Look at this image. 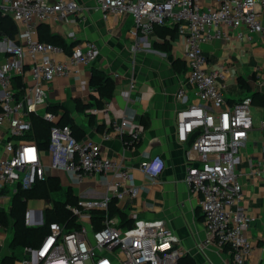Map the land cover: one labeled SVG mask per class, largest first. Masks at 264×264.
<instances>
[{
	"label": "built area",
	"instance_id": "1",
	"mask_svg": "<svg viewBox=\"0 0 264 264\" xmlns=\"http://www.w3.org/2000/svg\"><path fill=\"white\" fill-rule=\"evenodd\" d=\"M102 17H132L131 52L138 40L153 32V27L175 28L182 43L186 71L179 81L175 100L181 105L174 116L179 143H187L196 133L185 155L190 161L184 181L191 193L199 196V207L207 234L204 243L224 249L230 264H243L252 247L246 232L251 217L240 206L242 184L236 166L239 148L253 127L250 97L233 103L226 100L227 69L222 64L209 67L202 50L211 41L229 42L225 29L236 30L235 39L242 41L256 35L264 38V0H95ZM84 10L72 1L0 0V14L19 23L22 30L17 40H3L0 60V196L3 192L28 189L46 179L44 150L34 142L16 139L31 131L30 115L46 103L47 86L56 77L73 73L81 89L87 81L79 77V67L88 66L98 56L93 42L74 44L69 53L60 46L34 38L37 27L49 19L66 20ZM59 55H64L58 59ZM28 75L30 84L20 88L17 100L13 78ZM192 87L195 104L184 105L185 85ZM40 115V114H39ZM49 122V140L45 149L49 168L62 170L75 181L95 174L112 172L110 195L101 199L79 200L66 208L74 216L77 229L65 231L49 223L47 233L34 247H24L20 264H113L114 253L120 264H177L180 252L177 237L160 219H134L130 227H119L117 217H109L108 203L133 199L138 194L129 169L121 162L103 156L100 145L92 140H76L69 126H60L58 118L43 112ZM134 117L123 116L109 124L110 132L121 137L126 147L137 143L140 128L132 127ZM264 128V121L260 124ZM108 134L103 138L107 139ZM195 155V156H193ZM138 169L156 178L164 169L159 155L142 159ZM13 186V187H12ZM6 192V193H7ZM105 212L101 228L90 230V212ZM23 222L28 227L43 225L41 210L26 209ZM5 264V263H0Z\"/></svg>",
	"mask_w": 264,
	"mask_h": 264
},
{
	"label": "crops",
	"instance_id": "2",
	"mask_svg": "<svg viewBox=\"0 0 264 264\" xmlns=\"http://www.w3.org/2000/svg\"><path fill=\"white\" fill-rule=\"evenodd\" d=\"M46 1L54 3L57 0ZM67 1L76 3L84 10V19L79 13L68 16L66 20L49 19L42 23L44 28L37 29L34 38L69 45L93 42L99 53L88 66L79 67V77L87 81L85 89H81L73 73L56 77L47 86L46 103L37 108L38 115L34 116L48 127L49 122L40 115L49 107L65 110L83 132L81 139L97 142L103 156L121 161L129 169L138 187V194L133 199L114 200L116 207L132 222L134 219L164 221L166 228L178 239L180 264H230V257L224 249L204 243L207 234L198 204L199 196L189 192L184 181L190 162L185 155L188 142L177 141L174 121L175 113L181 106L175 100V93L179 81L185 76L179 37L174 35L172 40H168V48L161 50L154 44L161 45L163 39L152 32L138 40L137 50L131 52L129 47L133 38L130 35V15L103 18L95 0ZM14 24L16 34L13 39L2 37L0 53L3 50L1 41L17 40V34L22 30L19 23ZM225 31L230 35L229 42L214 40L205 43L202 50L208 58L209 67L217 68L222 64L227 69L226 100L233 103L242 97L252 100L255 94L264 96V38L254 35L249 40L239 41L234 37L236 30ZM63 56L59 55L58 59ZM92 68L103 70L109 75L114 81V88L105 92L94 91L89 86ZM240 78L248 88L238 85ZM22 82L24 85L30 84L28 75ZM184 88V105L197 103L192 87L186 84ZM91 97H100L101 106L81 109L91 101ZM129 115L134 117L132 127L140 128V133L137 143L126 147L120 136L110 132L109 124L119 123L123 116ZM251 115L253 127L239 148L236 166L238 180L242 184L240 206L251 217L246 235L252 250L243 264H264V128L260 127L264 121V103L257 96L251 102ZM143 117L148 119L146 128L142 124ZM104 134L109 135L107 139L103 138ZM43 150L46 178L55 177L58 180L61 188L57 195L59 200L65 198L67 189L77 201L101 199L110 195L112 172L95 174L78 182L62 170L50 169V157ZM154 155L163 159L164 169L156 178H151L139 171L138 163ZM6 192L2 195H8L9 192ZM7 195L0 196V208L5 213L9 209L11 197ZM48 206L49 203L44 200H28L26 209L43 212ZM88 224L91 231L95 230L91 220ZM10 239V223L6 227L0 224V263L7 258L5 264H20L23 248L12 254ZM110 259L113 264H120L118 254L114 253Z\"/></svg>",
	"mask_w": 264,
	"mask_h": 264
},
{
	"label": "trees",
	"instance_id": "3",
	"mask_svg": "<svg viewBox=\"0 0 264 264\" xmlns=\"http://www.w3.org/2000/svg\"><path fill=\"white\" fill-rule=\"evenodd\" d=\"M16 26L12 19L9 16H2L0 14V40L2 37L8 39H13L16 34ZM43 24L37 27L38 30H41ZM153 32L160 38L163 39L161 45L154 44V47H158L161 50H166L168 48V40H172L174 35H176L175 28H166V27H153ZM41 42L51 43L56 46H60L64 49L66 53H69L72 44H66L64 42L52 43L48 40L39 39ZM185 66V64H184ZM186 71V67H185ZM91 77L89 80V86L96 92H105L110 91L114 88L113 79L107 75L103 70L92 68ZM13 89L15 90V98L18 100L22 96V87L24 84L21 77L13 78ZM238 85L241 88H248L246 82L243 79L238 80ZM259 99L264 103L263 95L255 94ZM254 96V97H255ZM252 97V100L253 98ZM251 100V102H252ZM92 102V103H91ZM91 106L100 107L101 98L100 97H91V101L84 105L83 108H89ZM47 112H50L57 116L58 125L60 126H69L72 136L76 140H80L83 137V132L79 126L69 117L68 113L59 108V107H49ZM31 121V131L25 135L15 137L16 139L28 140L34 142L40 149H46L49 140V126H45L44 122L37 118L34 115H30ZM143 127L148 126L147 117L142 119ZM61 188L59 182L55 177L46 178L44 181L36 182L28 189L18 188L10 197V205L7 213H5L0 208V224L7 226L10 223L11 230V239L9 242V249L11 253L14 254L24 247H34L38 242L45 236L47 233V228L49 223L56 222L60 224L65 231L71 229H77L78 224L75 221L73 215L66 208L67 205H75L77 202L76 198L72 195L69 189L65 191V198L63 200L58 199V193H60ZM28 200H44L49 203V206L42 212L43 213V225L38 227H28L24 225L23 215L26 210V205ZM116 201L111 200L108 203L107 213L109 217L115 216L119 220V227H130L132 221L127 219L122 211H120L116 205ZM91 215V224L95 230L101 228V221L105 217V212L92 210ZM10 258V257H9ZM180 259V258H179ZM7 258H5L2 263H5ZM177 264H180L178 260ZM189 264H193L192 262Z\"/></svg>",
	"mask_w": 264,
	"mask_h": 264
},
{
	"label": "rangeland",
	"instance_id": "4",
	"mask_svg": "<svg viewBox=\"0 0 264 264\" xmlns=\"http://www.w3.org/2000/svg\"><path fill=\"white\" fill-rule=\"evenodd\" d=\"M16 29V28H15ZM0 56L2 57L3 56V54L2 53H0ZM263 99H264V97H263ZM250 113H251V108H250ZM257 117H256V114H255V123L257 122V119H256ZM13 187V186H12ZM12 195V192H9L8 193V195L7 196H11ZM61 199H63V197H61ZM9 236H10V234H9Z\"/></svg>",
	"mask_w": 264,
	"mask_h": 264
},
{
	"label": "water",
	"instance_id": "5",
	"mask_svg": "<svg viewBox=\"0 0 264 264\" xmlns=\"http://www.w3.org/2000/svg\"><path fill=\"white\" fill-rule=\"evenodd\" d=\"M196 133L192 134L188 140V146L192 143L194 137H195Z\"/></svg>",
	"mask_w": 264,
	"mask_h": 264
}]
</instances>
